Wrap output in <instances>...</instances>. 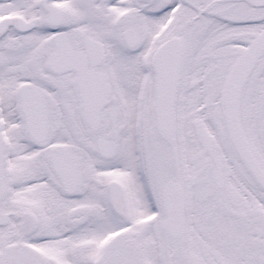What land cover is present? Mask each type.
Instances as JSON below:
<instances>
[{
  "label": "snow or ice",
  "instance_id": "1",
  "mask_svg": "<svg viewBox=\"0 0 264 264\" xmlns=\"http://www.w3.org/2000/svg\"><path fill=\"white\" fill-rule=\"evenodd\" d=\"M0 264H264V0H0Z\"/></svg>",
  "mask_w": 264,
  "mask_h": 264
}]
</instances>
